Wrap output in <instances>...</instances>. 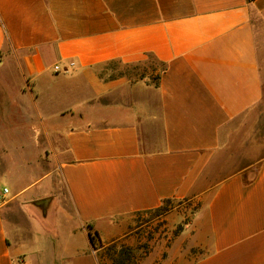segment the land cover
<instances>
[{"label": "crops", "instance_id": "0c3cea01", "mask_svg": "<svg viewBox=\"0 0 264 264\" xmlns=\"http://www.w3.org/2000/svg\"><path fill=\"white\" fill-rule=\"evenodd\" d=\"M261 102L264 0H0V264H111L133 214L181 200L139 264H264V154L220 165Z\"/></svg>", "mask_w": 264, "mask_h": 264}, {"label": "rangeland", "instance_id": "374dc122", "mask_svg": "<svg viewBox=\"0 0 264 264\" xmlns=\"http://www.w3.org/2000/svg\"><path fill=\"white\" fill-rule=\"evenodd\" d=\"M156 63V62H152ZM148 67L146 63H127L123 61H114L101 66V77L105 79L127 78L132 82H137L149 76V80H156V74ZM264 102L256 106L249 114L237 121V126L230 135L228 154L224 156L220 165L235 163L236 167L246 165L254 161L257 156L264 154ZM0 147V162L4 154ZM231 153V154H230ZM40 159L48 162L39 163L37 170L44 171L52 169L54 157L42 153ZM45 159V160H44ZM53 161V162H52ZM221 168V167H220ZM25 181V180H23ZM10 186L9 183L5 184ZM195 205L187 200L168 201L161 208L148 212H139L133 214L129 220V226L126 236L109 244L101 250V255H106L111 264H114L113 258L119 255L123 248H131L132 258L126 264H139L142 257L155 246L159 238L165 237V243L168 244L179 229H182L191 221ZM172 215L177 217V221L172 224Z\"/></svg>", "mask_w": 264, "mask_h": 264}, {"label": "trees", "instance_id": "16d2710c", "mask_svg": "<svg viewBox=\"0 0 264 264\" xmlns=\"http://www.w3.org/2000/svg\"><path fill=\"white\" fill-rule=\"evenodd\" d=\"M93 247L96 248V234L90 233ZM131 248H123L120 250L119 255L112 257L114 264H126L132 258Z\"/></svg>", "mask_w": 264, "mask_h": 264}, {"label": "built area", "instance_id": "2783aa9c", "mask_svg": "<svg viewBox=\"0 0 264 264\" xmlns=\"http://www.w3.org/2000/svg\"><path fill=\"white\" fill-rule=\"evenodd\" d=\"M56 69H59L58 66H56ZM7 193H8V189L4 188V190L0 193V205L7 199ZM102 247V245L97 246L96 248H94L95 252H97V249H100Z\"/></svg>", "mask_w": 264, "mask_h": 264}]
</instances>
